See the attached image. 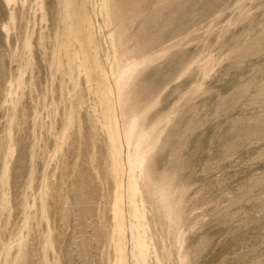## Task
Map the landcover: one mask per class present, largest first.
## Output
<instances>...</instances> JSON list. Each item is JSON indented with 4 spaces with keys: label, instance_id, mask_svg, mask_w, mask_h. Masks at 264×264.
<instances>
[{
    "label": "rangeland",
    "instance_id": "obj_1",
    "mask_svg": "<svg viewBox=\"0 0 264 264\" xmlns=\"http://www.w3.org/2000/svg\"><path fill=\"white\" fill-rule=\"evenodd\" d=\"M72 2L0 0V264H264V0Z\"/></svg>",
    "mask_w": 264,
    "mask_h": 264
},
{
    "label": "bare ground",
    "instance_id": "obj_2",
    "mask_svg": "<svg viewBox=\"0 0 264 264\" xmlns=\"http://www.w3.org/2000/svg\"><path fill=\"white\" fill-rule=\"evenodd\" d=\"M58 1L61 4V7H62V10L64 11L65 17L69 18L71 21L69 23L70 25H67V26L64 25L65 35H69L73 31H79L80 30V24L78 23V20L82 17L81 12L79 10L77 11L74 9V5H73L72 0H58ZM81 10H82V8H81Z\"/></svg>",
    "mask_w": 264,
    "mask_h": 264
}]
</instances>
